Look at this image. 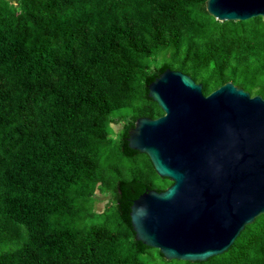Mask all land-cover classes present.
<instances>
[{
  "label": "trees",
  "instance_id": "obj_1",
  "mask_svg": "<svg viewBox=\"0 0 264 264\" xmlns=\"http://www.w3.org/2000/svg\"><path fill=\"white\" fill-rule=\"evenodd\" d=\"M205 1L0 0V264H264V213L191 262L140 250L118 210L120 182H172L124 146L163 113L145 79L164 63L203 94L264 98V17L220 21Z\"/></svg>",
  "mask_w": 264,
  "mask_h": 264
},
{
  "label": "water",
  "instance_id": "obj_2",
  "mask_svg": "<svg viewBox=\"0 0 264 264\" xmlns=\"http://www.w3.org/2000/svg\"><path fill=\"white\" fill-rule=\"evenodd\" d=\"M215 19L264 17V0H206ZM146 96L162 114L139 116L125 147L145 153L164 190L135 177L115 186L122 218L140 250L166 259L204 261L228 249L264 213V98L227 81L202 85L166 63L145 79Z\"/></svg>",
  "mask_w": 264,
  "mask_h": 264
},
{
  "label": "rangeland",
  "instance_id": "obj_3",
  "mask_svg": "<svg viewBox=\"0 0 264 264\" xmlns=\"http://www.w3.org/2000/svg\"><path fill=\"white\" fill-rule=\"evenodd\" d=\"M111 126L113 127V129L115 131H117L118 128L121 126V124L120 123H116V124L115 123H112ZM105 201H106V197H104V195L99 196V199L96 200V202L94 204L95 205V209L98 210V211H100L103 208V206L105 204ZM161 263H163V262H161Z\"/></svg>",
  "mask_w": 264,
  "mask_h": 264
}]
</instances>
